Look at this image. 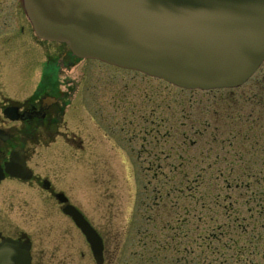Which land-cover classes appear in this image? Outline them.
Listing matches in <instances>:
<instances>
[{
    "label": "rangeland",
    "instance_id": "1",
    "mask_svg": "<svg viewBox=\"0 0 264 264\" xmlns=\"http://www.w3.org/2000/svg\"><path fill=\"white\" fill-rule=\"evenodd\" d=\"M263 84L264 62L237 89L202 92L79 60L35 37L21 0H0V92L73 94L36 159L112 264H264ZM33 189L0 186V229L61 257L81 235Z\"/></svg>",
    "mask_w": 264,
    "mask_h": 264
},
{
    "label": "water",
    "instance_id": "2",
    "mask_svg": "<svg viewBox=\"0 0 264 264\" xmlns=\"http://www.w3.org/2000/svg\"><path fill=\"white\" fill-rule=\"evenodd\" d=\"M24 7L38 38L183 89L237 88L264 60V0H24ZM15 165L13 155L4 172L27 179ZM63 214L100 264L97 233L74 208ZM27 253L6 242L0 264H18Z\"/></svg>",
    "mask_w": 264,
    "mask_h": 264
},
{
    "label": "flooded vegetation",
    "instance_id": "3",
    "mask_svg": "<svg viewBox=\"0 0 264 264\" xmlns=\"http://www.w3.org/2000/svg\"><path fill=\"white\" fill-rule=\"evenodd\" d=\"M21 8L23 10L22 1ZM35 92L36 90L32 92L31 97L23 100L8 98L0 92V170L3 176L0 186L9 182L34 188L37 196H45L52 203L51 208L56 209L73 226L71 220L62 212L66 207L80 211L79 207L69 200L67 194L55 191L47 176L42 175L35 152L40 147L50 146L55 140L57 130L64 126V113L73 101V94L61 92L36 98L33 97ZM261 93L264 95V89ZM16 94L18 96V93ZM78 144L81 145V142ZM13 155L16 157V165L12 167L13 173L27 179L11 177L4 172L5 165L10 163ZM97 233L102 241L101 264H112L114 253L109 254L110 248L103 236L98 231ZM81 239L77 244L79 246L68 241L66 252L58 254L61 255L59 257L55 254L57 248H54V252L47 253L42 243L34 242L27 234L17 231V228L0 229V246L10 242L19 250L27 249V257L20 259L18 264H82L86 259L85 250L89 251L90 258L96 264L88 244L82 236ZM196 256L198 257V254Z\"/></svg>",
    "mask_w": 264,
    "mask_h": 264
},
{
    "label": "bare ground",
    "instance_id": "4",
    "mask_svg": "<svg viewBox=\"0 0 264 264\" xmlns=\"http://www.w3.org/2000/svg\"><path fill=\"white\" fill-rule=\"evenodd\" d=\"M39 41L40 42H43L45 45L46 44H52V45H54L57 51H60L61 50V51H64V52L68 53V49L62 43H59V42H57V43H50V42H47V41H44V40H39ZM34 42H37V41L35 40Z\"/></svg>",
    "mask_w": 264,
    "mask_h": 264
}]
</instances>
